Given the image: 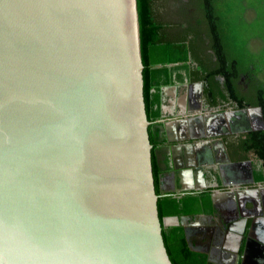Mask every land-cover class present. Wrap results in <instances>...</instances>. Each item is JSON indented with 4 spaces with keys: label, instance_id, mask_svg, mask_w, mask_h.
<instances>
[{
    "label": "water",
    "instance_id": "95a60500",
    "mask_svg": "<svg viewBox=\"0 0 264 264\" xmlns=\"http://www.w3.org/2000/svg\"><path fill=\"white\" fill-rule=\"evenodd\" d=\"M141 68L135 0H0V264H171Z\"/></svg>",
    "mask_w": 264,
    "mask_h": 264
},
{
    "label": "flooded vegetation",
    "instance_id": "af4514ba",
    "mask_svg": "<svg viewBox=\"0 0 264 264\" xmlns=\"http://www.w3.org/2000/svg\"><path fill=\"white\" fill-rule=\"evenodd\" d=\"M199 39L197 61L187 58L181 79L159 87L157 191L208 194L211 212L193 215H208L210 224L187 228L189 236L201 235L190 236L189 246L205 253V264H264V164L249 146L252 135L264 136V108L255 103L260 80L238 69L231 97L219 73L207 78L213 56L203 53L209 39Z\"/></svg>",
    "mask_w": 264,
    "mask_h": 264
},
{
    "label": "trees",
    "instance_id": "16d2710c",
    "mask_svg": "<svg viewBox=\"0 0 264 264\" xmlns=\"http://www.w3.org/2000/svg\"><path fill=\"white\" fill-rule=\"evenodd\" d=\"M203 2L204 16L209 33L208 46L211 50L210 55L213 56L214 65V68L208 71L206 75L210 79L215 73H219L223 77V88L229 90L231 97H233L230 92L233 86L232 76L239 67L234 64L232 59L225 57L222 42L212 20L209 0H203ZM151 4L152 0H135L139 53L142 64V93L146 119L148 120L147 128L157 190L158 168L155 163V147L163 140L159 123L155 122L159 110V87L162 84H171L180 80L179 70L187 66L185 60L190 56L188 47L184 43L186 33L182 30L183 25H180L181 27L172 26L156 20L152 14ZM180 29L184 34L181 33ZM155 63H159V65L156 66ZM255 103L260 105L262 109L264 108V98L258 96ZM261 136V133L257 137L252 135L253 141H255L251 142L249 146L253 147L264 164V136ZM157 197L160 218L166 215L179 216L181 214L192 216L197 212H211L213 207L207 193L158 194ZM200 198L201 200H199ZM162 232L165 251L171 264H205V253L192 249L187 244L181 224L162 225Z\"/></svg>",
    "mask_w": 264,
    "mask_h": 264
},
{
    "label": "rangeland",
    "instance_id": "374dc122",
    "mask_svg": "<svg viewBox=\"0 0 264 264\" xmlns=\"http://www.w3.org/2000/svg\"><path fill=\"white\" fill-rule=\"evenodd\" d=\"M203 3V0H152L151 4L156 20L172 26L183 25L184 43L193 60L197 55L193 51L196 35L203 44L202 40H207L209 34ZM209 3L225 57L232 59L239 69H247L256 75L264 98V0H209ZM203 53L211 54L210 48L203 49ZM180 219L186 221L185 216ZM204 224L210 222L197 225Z\"/></svg>",
    "mask_w": 264,
    "mask_h": 264
},
{
    "label": "crops",
    "instance_id": "0c3cea01",
    "mask_svg": "<svg viewBox=\"0 0 264 264\" xmlns=\"http://www.w3.org/2000/svg\"><path fill=\"white\" fill-rule=\"evenodd\" d=\"M181 216H185V218H186V221H182L180 218H181ZM181 216H178V222H180V223H178V224H181L182 225V227H183V230H184V235H185V240H186V242L188 243V245H190L191 244V242H192V239H191V237L190 236H195V237H197V235L199 234H192V235H188V230H187V228L188 227H191V228H193L192 230H196L197 228H199V230H201V228H200V226H198L197 224H199V223H204V222H210L211 221V219H210V217L208 216V215H203V214H199V215H193V216H187V215H181ZM187 232V233H186ZM190 233V232H189ZM192 233V232H191ZM200 235V234H199ZM201 236V235H200Z\"/></svg>",
    "mask_w": 264,
    "mask_h": 264
}]
</instances>
